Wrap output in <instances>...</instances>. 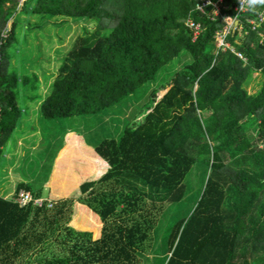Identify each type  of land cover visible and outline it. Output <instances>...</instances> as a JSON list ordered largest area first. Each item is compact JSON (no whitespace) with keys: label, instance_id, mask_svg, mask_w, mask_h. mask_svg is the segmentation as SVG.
Masks as SVG:
<instances>
[{"label":"trees","instance_id":"trees-1","mask_svg":"<svg viewBox=\"0 0 264 264\" xmlns=\"http://www.w3.org/2000/svg\"><path fill=\"white\" fill-rule=\"evenodd\" d=\"M207 1L0 0V169L24 118L16 90L30 80L11 70L10 51L20 22L40 25L31 15L87 23L41 102L48 119L109 108L191 55L118 140L93 148L69 132L46 186L22 182L14 197L0 195V264H142L196 165L202 193L172 230L164 264H264V83L257 94L245 89L264 75V5L236 16L238 0ZM230 16L238 23L224 49L217 34ZM22 191L44 205L22 208Z\"/></svg>","mask_w":264,"mask_h":264},{"label":"rangeland","instance_id":"rangeland-1","mask_svg":"<svg viewBox=\"0 0 264 264\" xmlns=\"http://www.w3.org/2000/svg\"><path fill=\"white\" fill-rule=\"evenodd\" d=\"M22 16L23 19L28 17ZM30 21L40 25L27 29L24 22H20L18 41L10 51L11 70L30 80L28 83L20 82L16 90L18 102L25 112L19 129L5 148L0 169V195L6 198L14 197L17 186L22 182H31L37 189L47 185L54 159L66 143L69 132H74L77 141L93 148L106 139L118 140L126 127L134 123L144 105L149 103L152 92L169 84L176 72L191 62V55L183 51L163 66L153 80L142 84L119 103L96 113L48 119L40 111L41 102L50 94L58 70L78 36L86 33L87 23L74 17L42 14L31 15ZM88 24L92 30L96 29ZM254 76L245 87L250 94H257L264 83L263 74ZM256 135V130L249 131L250 137ZM21 142L24 143L22 148ZM203 172L204 168L196 165L187 178L185 198L166 204V215L154 230L150 250L143 256L142 264H164L171 258L169 237L178 221L188 219L195 209L205 183Z\"/></svg>","mask_w":264,"mask_h":264},{"label":"built area","instance_id":"built-area-1","mask_svg":"<svg viewBox=\"0 0 264 264\" xmlns=\"http://www.w3.org/2000/svg\"><path fill=\"white\" fill-rule=\"evenodd\" d=\"M223 0H219V2H222ZM21 6L25 2V0H20ZM207 4H211V0H208L206 2ZM217 7V6H216ZM249 9L248 5L245 3L243 6H241V0H238V3L235 7L236 16H238L241 13L246 12ZM218 9L215 11V14H218ZM263 14V13H262ZM261 14L262 19L264 18V15ZM227 20V26L217 34V41H218V47L222 48H228L229 45L225 42V36L230 32V30L233 28L234 24L238 23V20L235 19V17H228ZM190 27H193L196 30V34L198 35L202 28L200 24L195 23L194 21H189ZM240 58L241 55L237 54ZM45 198H36L35 195L32 192L28 191H22L19 196L17 197V201L22 206V208H25V206L30 205L31 203H35L37 206H43L45 203ZM51 208V204L49 205Z\"/></svg>","mask_w":264,"mask_h":264},{"label":"clouds","instance_id":"clouds-1","mask_svg":"<svg viewBox=\"0 0 264 264\" xmlns=\"http://www.w3.org/2000/svg\"><path fill=\"white\" fill-rule=\"evenodd\" d=\"M247 4L250 9H255L257 5H264V0H241V6Z\"/></svg>","mask_w":264,"mask_h":264},{"label":"crops","instance_id":"crops-1","mask_svg":"<svg viewBox=\"0 0 264 264\" xmlns=\"http://www.w3.org/2000/svg\"><path fill=\"white\" fill-rule=\"evenodd\" d=\"M28 131V130H27ZM30 131V130H29ZM34 131L37 133L38 131H37V129L36 128H34ZM32 134H34V133H32ZM22 141H24V139H22ZM23 142H21V148L23 147ZM15 192H16V190H15ZM14 194V193H13Z\"/></svg>","mask_w":264,"mask_h":264}]
</instances>
